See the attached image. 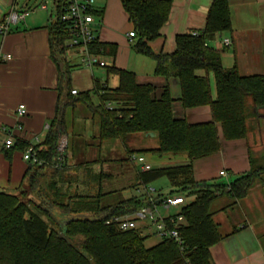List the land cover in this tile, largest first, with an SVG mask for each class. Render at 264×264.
I'll use <instances>...</instances> for the list:
<instances>
[{"label":"trees","instance_id":"obj_1","mask_svg":"<svg viewBox=\"0 0 264 264\" xmlns=\"http://www.w3.org/2000/svg\"><path fill=\"white\" fill-rule=\"evenodd\" d=\"M119 1L133 26L132 50L155 61V76L178 80V102L182 109L208 106L211 121L189 124L185 119L176 118L167 85L156 97L152 85L138 84L134 73L115 68L106 70L107 75L117 78L115 88L95 82L91 92L75 96L68 92L65 103L66 106L83 104L97 116L99 144L118 140L125 147L134 135L154 133L156 148L134 151L126 146L127 155L186 157L188 163L185 165L155 167L138 173L142 185L165 178L171 188L168 195L185 200L181 209L184 222L179 227L183 250L159 241L146 247L147 236L138 231L120 232L105 224L110 216L128 214L141 206L136 197L101 206V198L109 195L101 193L103 181L111 178L109 174L100 170L88 177L87 180L98 187L95 195L88 196L76 193L77 187L72 190L78 182V174L52 170L56 141L65 134L64 108L58 107L44 141L36 146L38 157L48 166L30 167L35 173L29 185L31 189L37 188L38 198L23 200L0 191V264H212L209 249L225 237L213 221V203L226 196L233 204L242 199L258 179V170L229 183L195 182L193 179L192 162L219 152L218 130L226 141L244 139L250 115L248 103L253 108H264V77L240 76L236 67L224 69L221 52L208 46L216 35L231 28L227 0H213L204 30L197 36H177L175 51L169 56L155 55L148 43L159 37L168 18L170 3L164 0ZM49 32L53 54H63L68 49V30L55 20ZM88 51L100 58H113L117 47L96 41L89 45ZM91 93L97 98L96 106L91 103ZM107 104L113 106L111 110ZM11 150L8 149L6 156ZM45 169L51 172V177H58L59 182L51 184L46 172L38 173ZM54 213L58 215L56 221L51 219ZM46 219L54 223V229Z\"/></svg>","mask_w":264,"mask_h":264},{"label":"crops","instance_id":"obj_2","mask_svg":"<svg viewBox=\"0 0 264 264\" xmlns=\"http://www.w3.org/2000/svg\"><path fill=\"white\" fill-rule=\"evenodd\" d=\"M52 1L54 19L50 14L43 13L47 12L48 3L45 9L40 8L45 0L38 5L32 3V0H0V24L12 10L28 13L23 21L10 25L6 34H0V57H10L9 61L0 59L1 192L5 193L7 190L15 192L21 187L31 189L29 179L34 175L35 169L30 168L22 160V153L29 144H33L34 137L39 139V144L36 146L42 144L49 124L56 118L58 107L64 108V132L69 142L66 131V110L69 106L72 109L71 129L74 131L77 108L85 106L83 104L66 106L68 92L72 90L77 94L91 92L95 82L110 89L115 88L117 78L106 74L108 68L134 73L138 84H150L155 88L156 97L167 85L173 99L172 108L176 118L185 119L189 124L211 121L208 106L182 109L178 102L180 96L178 80L173 77L165 79L155 76V61L132 50L135 39H130L128 34L133 32V26L128 21L119 0H95L94 4L97 13L94 15L96 21L94 31L98 41L117 47L115 57H101L107 67L83 66L78 48L66 49L60 55L53 54L49 43V30L56 18L55 3L58 0ZM164 1L170 3L167 21L159 31V37L149 42L148 46L155 55L169 56L175 51L177 36L199 34L204 30L207 12L213 0ZM227 2L231 28L216 35L208 46L221 52V65L224 69L236 67L240 76L264 77V0H227ZM224 39L229 40V46L222 45ZM94 76L99 78L96 79ZM211 92L214 98V84ZM90 99L93 106L98 104L93 93ZM20 105L24 106L25 115L19 118L16 109ZM248 113L250 115L246 122L247 134L244 139L226 141L219 129V152L192 162L195 182L216 180L222 178L219 176L220 172H225L227 177L222 179L227 181L222 183H229L251 171H259V180L242 199L234 202L240 208L238 219L231 221L225 217L223 206L214 212L213 221L220 234L225 237L209 249L212 264H264V108L251 106ZM95 118L97 136L98 118L92 114L93 122ZM3 130L11 131L13 140L12 150L7 156L5 153L8 149L3 147L7 136ZM82 136L90 139L94 137L93 133L86 132H83ZM145 137V139L151 138L148 134ZM101 146L99 144V147ZM73 157V153L69 154L67 150L64 166L61 169L51 166L52 170L63 169L62 172L65 174L78 175L82 171L91 170L90 172L94 174L95 167H99L96 168L99 172L107 162L99 158L91 162L80 161L75 164L70 161H73ZM127 159L133 171L127 176L126 185L136 190L140 167L148 164L140 161L142 159L137 161L134 154L127 156ZM46 169L38 173H45ZM57 178L52 176L50 183L59 182ZM72 189L74 190V186ZM28 199L34 198L29 196ZM218 201L220 198L215 202ZM218 213L222 214V220L226 224L224 232L220 231L221 225L214 220Z\"/></svg>","mask_w":264,"mask_h":264},{"label":"built area","instance_id":"obj_3","mask_svg":"<svg viewBox=\"0 0 264 264\" xmlns=\"http://www.w3.org/2000/svg\"><path fill=\"white\" fill-rule=\"evenodd\" d=\"M46 4L47 2L41 5L40 8L45 9ZM94 4L95 0H58L55 3V20L68 30L70 39L67 42V48H78L80 50L81 64L83 66L87 68L95 66L105 68L107 64L100 57L94 56L88 51L89 45L98 41V36L94 31L96 21L92 14L95 12ZM27 14V12L10 11L0 24V34H6L10 25L23 21ZM191 35L197 36V33H192ZM128 37L130 39L134 38L133 32L129 33ZM222 45L225 47L229 46V40L224 39ZM0 59L9 61L10 57H0ZM70 94L75 96L77 92L72 90ZM106 107L111 110L113 106L107 104ZM16 115L19 118L25 115L24 106H18ZM3 131L7 136L3 142V147L9 149L13 145L11 131ZM38 144L39 139L34 137L33 144H29L22 153V160L30 167L48 166V163L41 160L37 155L36 145ZM67 150V136L61 134L55 145L53 168L61 169L64 166L67 159ZM150 169L149 165H143L140 167V172H147ZM219 176L222 178L227 177L225 172H220ZM137 187L135 197L141 202V206L128 214L110 216L105 224L114 226L120 232L138 231L147 237L156 238L159 242L173 244L182 251L183 241L179 234V227L184 222L181 209L185 206V200L176 195L160 194L151 188L150 184L142 185L138 182Z\"/></svg>","mask_w":264,"mask_h":264},{"label":"rangeland","instance_id":"obj_4","mask_svg":"<svg viewBox=\"0 0 264 264\" xmlns=\"http://www.w3.org/2000/svg\"><path fill=\"white\" fill-rule=\"evenodd\" d=\"M44 0H32V3H36L38 5L40 2H43ZM48 3L47 6V12H43L45 15L50 14L52 18L54 19V10L52 9V0H45ZM96 75V74H95ZM94 78L98 79V76H94ZM211 81V87L213 88V80ZM85 106V105H84ZM251 105L248 103V108H250ZM71 107L69 106L66 110V131L67 135L69 137L68 142V153H73V161L71 162L79 163L80 161L83 162H91L97 159H102L107 161L103 164L101 167V171H103L106 174H109L111 178L106 179L103 181L101 185V193L102 194H109L108 196H105L101 198V206H109L112 204H115L118 201L129 199L131 197L136 196L135 190H133L130 186L126 185V178L128 175H130L133 171L131 163L127 160V152L126 148H123L122 143L120 141H107L104 143H101V147H99V142L96 139V125L97 121L95 118V121H92V112L87 108L81 106L80 109L77 108V112L75 115V124L76 127L74 131L71 129ZM86 132L88 134L93 133L94 137L92 139L90 138H84L82 136V133ZM143 135H134L132 136L125 144L129 150H141V149H154L157 147V140L156 138H147ZM125 146V147H126ZM135 158H137V161H142L147 163L150 167H171V166H178V165H185L188 163L187 159L183 155L178 156H156L152 154H140L135 153ZM121 161V162H118ZM50 170V167H48ZM99 167H95L93 169L94 174H96ZM46 177L49 179L51 177L50 171H45ZM91 174L93 172L89 171H82L80 173L78 182L74 184V188H76V193L80 195H88L93 196L96 194V191L98 189L96 183H92L88 181V177H91ZM259 179L256 180V182ZM227 180L219 178L216 180H210L209 183L215 182V183H222L226 182ZM255 182V183H256ZM254 183V184H255ZM23 186V185H22ZM150 187L153 188L156 192L166 195L170 192L171 188L168 183V181L165 178H159L153 182L150 183ZM73 190V189H72ZM5 193L8 194H14L15 196H19L21 199H26L29 196H32L35 200L37 197V188L36 189H28L26 187H21L15 192H10V190L5 191ZM191 200V198H189ZM232 200L226 196L221 197L220 201L215 202L212 207V212H217L221 207L223 206L225 208V217H228L231 219V221L236 220L240 217V208L236 203L232 204ZM232 204V205H231ZM219 214V213H218ZM216 214L215 216V222L217 224L221 225L220 231L224 232L226 229L225 221L222 220L223 216L222 214ZM83 216H88V214H83ZM51 219L53 221L58 219V215L54 213L53 217L51 216ZM48 225L54 229V223L47 220ZM158 242V240L154 237H148L146 238L144 244L146 247H150L152 245H155Z\"/></svg>","mask_w":264,"mask_h":264},{"label":"water","instance_id":"obj_5","mask_svg":"<svg viewBox=\"0 0 264 264\" xmlns=\"http://www.w3.org/2000/svg\"><path fill=\"white\" fill-rule=\"evenodd\" d=\"M148 136L151 137V138H154L155 134L154 133H149Z\"/></svg>","mask_w":264,"mask_h":264}]
</instances>
